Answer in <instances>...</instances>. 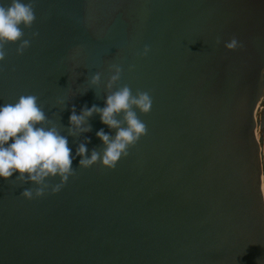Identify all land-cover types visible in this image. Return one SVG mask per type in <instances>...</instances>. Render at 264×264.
Instances as JSON below:
<instances>
[{"label":"water","instance_id":"water-1","mask_svg":"<svg viewBox=\"0 0 264 264\" xmlns=\"http://www.w3.org/2000/svg\"><path fill=\"white\" fill-rule=\"evenodd\" d=\"M33 3L29 47L8 44L0 61V106L36 95L72 156L115 135L96 114L91 131H66L73 108L104 107L109 65L122 68L113 91H147L152 107L112 169L75 156L61 189L47 179L32 199L20 194L35 184L0 178V264H264V0Z\"/></svg>","mask_w":264,"mask_h":264},{"label":"clouds","instance_id":"clouds-1","mask_svg":"<svg viewBox=\"0 0 264 264\" xmlns=\"http://www.w3.org/2000/svg\"><path fill=\"white\" fill-rule=\"evenodd\" d=\"M35 19L33 0L0 3V61L5 60V46L8 44L17 45V55L29 47L30 41L24 38L23 29L31 28ZM36 35L32 33L33 37ZM216 43H220L219 39ZM224 46L234 49L237 41L232 38ZM148 52L149 47L146 45L140 55L146 56ZM131 68L129 66V70ZM108 71L111 75L104 85V107H83L79 114L73 108L66 131L72 137L91 131L88 120L96 114L102 124L115 130V135L110 136L103 129L97 131L96 137L103 147L99 151L91 150L90 154L86 148L87 141L79 143L75 153V156L80 157L79 168H87L99 162L101 166L112 169L121 157L128 155V149L147 134V127L138 118L137 112L147 114L151 110L150 93L137 90L133 94L127 84L113 91V86L121 77L122 68L111 64ZM100 78L101 73L96 72L88 83L97 86ZM62 131L65 129L60 124L45 115L36 95H20L14 103L0 106V178L8 180L14 173H18L15 181L35 184L37 187L34 190L24 189L20 194L32 199L45 194V190L50 187L45 182L47 179L58 177L59 183L51 186L52 192H58L74 174L71 164L75 159L68 147L67 137L61 135Z\"/></svg>","mask_w":264,"mask_h":264},{"label":"built area","instance_id":"built-area-1","mask_svg":"<svg viewBox=\"0 0 264 264\" xmlns=\"http://www.w3.org/2000/svg\"><path fill=\"white\" fill-rule=\"evenodd\" d=\"M259 119V111L257 108H255L254 110V120L255 122H257ZM258 136H259V131H258V127L256 126L255 128V137L256 139H258ZM260 154H261V175H260V181H261V178H262V175H263V172H264V134H262V142H261V145H260Z\"/></svg>","mask_w":264,"mask_h":264},{"label":"rangeland","instance_id":"rangeland-1","mask_svg":"<svg viewBox=\"0 0 264 264\" xmlns=\"http://www.w3.org/2000/svg\"><path fill=\"white\" fill-rule=\"evenodd\" d=\"M263 176H264V172H263L262 179H261L262 186H263V194H264V179H263L264 177Z\"/></svg>","mask_w":264,"mask_h":264},{"label":"bare ground","instance_id":"bare-ground-1","mask_svg":"<svg viewBox=\"0 0 264 264\" xmlns=\"http://www.w3.org/2000/svg\"><path fill=\"white\" fill-rule=\"evenodd\" d=\"M264 177V176H263ZM262 179V178H261ZM264 179V178H263ZM261 191H262V194H263V186H262V182H261ZM263 197H264V194H263Z\"/></svg>","mask_w":264,"mask_h":264},{"label":"flooded vegetation","instance_id":"flooded-vegetation-1","mask_svg":"<svg viewBox=\"0 0 264 264\" xmlns=\"http://www.w3.org/2000/svg\"><path fill=\"white\" fill-rule=\"evenodd\" d=\"M257 109H258L259 114H260V109H261V108L259 107V108H257ZM263 134H264V127H263Z\"/></svg>","mask_w":264,"mask_h":264}]
</instances>
